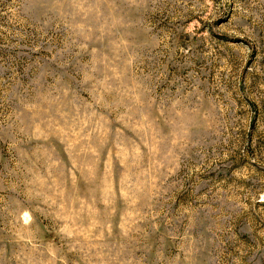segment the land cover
<instances>
[{
    "label": "rangeland",
    "instance_id": "obj_1",
    "mask_svg": "<svg viewBox=\"0 0 264 264\" xmlns=\"http://www.w3.org/2000/svg\"><path fill=\"white\" fill-rule=\"evenodd\" d=\"M0 264H264V0H0Z\"/></svg>",
    "mask_w": 264,
    "mask_h": 264
}]
</instances>
